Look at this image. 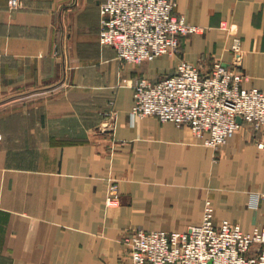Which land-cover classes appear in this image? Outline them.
Listing matches in <instances>:
<instances>
[{
  "label": "crops",
  "instance_id": "crops-1",
  "mask_svg": "<svg viewBox=\"0 0 264 264\" xmlns=\"http://www.w3.org/2000/svg\"><path fill=\"white\" fill-rule=\"evenodd\" d=\"M103 1L0 0V264H130L131 228L186 230L208 199L217 221L264 222V196L250 203L264 193V149L245 125L216 151L188 125L130 116L138 77L160 79L182 59L202 72L232 64L235 35L243 86L264 88V0H175L204 30L140 64L101 41Z\"/></svg>",
  "mask_w": 264,
  "mask_h": 264
},
{
  "label": "built area",
  "instance_id": "built-area-1",
  "mask_svg": "<svg viewBox=\"0 0 264 264\" xmlns=\"http://www.w3.org/2000/svg\"><path fill=\"white\" fill-rule=\"evenodd\" d=\"M12 7L22 0H9ZM175 0H104L100 5L101 41L119 59L140 64L180 50V36L204 27L176 11ZM224 25V24H223ZM233 63L215 60L208 72L182 59L174 72L160 79L146 76L134 82L132 120L154 115L178 126L188 125L203 143L218 151L236 130L246 126L264 149V88L243 86L241 38L234 36ZM107 130L116 121L115 109L105 112ZM264 193L250 203L259 206ZM120 203L118 181L109 183L106 204ZM125 243L130 264H264V222L245 231L227 218L215 220L212 201L206 200L202 222L183 231L131 228Z\"/></svg>",
  "mask_w": 264,
  "mask_h": 264
},
{
  "label": "rangeland",
  "instance_id": "rangeland-1",
  "mask_svg": "<svg viewBox=\"0 0 264 264\" xmlns=\"http://www.w3.org/2000/svg\"><path fill=\"white\" fill-rule=\"evenodd\" d=\"M0 137H1V135H0Z\"/></svg>",
  "mask_w": 264,
  "mask_h": 264
}]
</instances>
